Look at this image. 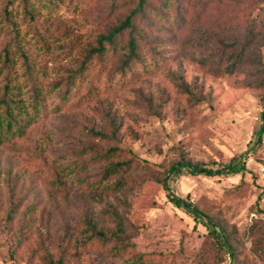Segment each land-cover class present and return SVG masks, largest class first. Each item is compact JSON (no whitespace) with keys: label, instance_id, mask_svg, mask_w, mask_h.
<instances>
[{"label":"rangeland","instance_id":"1","mask_svg":"<svg viewBox=\"0 0 264 264\" xmlns=\"http://www.w3.org/2000/svg\"><path fill=\"white\" fill-rule=\"evenodd\" d=\"M90 3L63 0L53 17L37 9L53 25L50 54L38 57L45 64L42 87L51 103L41 126L51 138V156L46 164L34 153L31 146L36 142L47 146L39 136H32L23 150L20 145L0 148V171H12L1 184V200L12 194L9 186L16 184L15 198L22 203L13 225L0 229V264H203L200 251L208 239L206 227L176 207L152 174L168 170L181 154L193 163L217 168L245 152L249 171L243 174L183 173L168 183L176 195L188 198L203 214L227 227L235 238L238 263L264 264V215L258 211L264 209L258 177L264 144L251 149L263 124L264 88L244 86L241 72L211 74L191 55L183 56L177 45H168L160 58L143 47V62L134 63L124 75H108L113 70L111 61L106 60L101 69L94 63L68 103L54 109L49 82L56 78L60 64L71 66L78 57L76 51L70 55L65 51L78 36L83 40L80 46H85L114 18L108 10L93 11ZM10 8L15 14L23 12L17 5ZM17 19L21 42L37 55L36 39L26 33L24 18ZM63 24L74 29L73 37L60 39L57 29ZM5 31L0 13V43ZM95 72L99 73L93 80L95 88L89 91ZM111 122L118 132L109 141H99L86 130L109 132ZM92 146L119 147L123 154L113 155L110 161L133 157L134 162L131 169L103 181L100 189L84 192L81 178L88 177L93 187L91 181L100 178L105 164L95 163ZM53 162L64 179L76 185L67 199L48 168ZM117 181L124 185L116 186ZM115 213L136 254L120 258L110 245L89 239L78 225L89 214L99 227L114 230Z\"/></svg>","mask_w":264,"mask_h":264},{"label":"trees","instance_id":"2","mask_svg":"<svg viewBox=\"0 0 264 264\" xmlns=\"http://www.w3.org/2000/svg\"><path fill=\"white\" fill-rule=\"evenodd\" d=\"M90 1L93 4L90 3L89 7L93 11L108 10L114 18L109 20L110 24L96 33L91 41H86L85 46H80L83 40L78 36L65 51L68 55L76 51L78 57L74 60L75 66L60 64L56 78L49 82L51 93L54 94L52 103H56L54 109H60L68 103L77 83L84 82L91 74L94 63H99L101 69L105 66L106 60L111 61L113 70L108 75L112 74V77L115 73L124 75L130 71L134 63L143 62L144 56L141 53L143 47H147L153 57L160 58L165 57L168 45L172 47L177 45L183 56L191 55L201 68L211 74L241 72L245 74L242 82L244 86L264 88V0ZM61 3L63 0H3L0 4V13L6 27V36L0 43V148L20 145L23 150V145L25 148L32 136H39L46 141L47 146H39L36 142L31 148L34 153L43 157L46 164L49 161L48 156H51L49 151L51 138L41 126L42 121L47 118L51 103L42 87L45 64H41L38 57L42 55L40 53L44 56L50 54L52 35H49L53 32H50L53 25L48 18L56 16ZM11 5H17L23 12L17 11V17L10 8ZM37 9L47 11L49 17L41 18ZM20 17L24 18L23 21L27 25L26 33L36 39L39 50L37 55L34 54V49L25 48L21 42L22 35L17 19ZM57 30L61 31L62 40L73 37L75 33L72 27L65 24ZM20 69L23 70L22 73H19ZM98 74L95 72L91 75L89 91L95 88L93 80ZM261 115L263 124L251 149L262 146L264 108ZM110 127L109 132L94 127L86 130L91 137L99 141H109L115 139L118 132L114 122H111ZM91 149L94 151L95 163L105 161V164L100 167V178L91 181L93 187H90L88 177L79 179L81 190L84 192L100 189L99 185L103 181L120 174L121 171L131 169L133 165V157L110 161L113 155L119 157L123 154V149L119 147H111L109 151L99 150L95 146ZM247 157L248 152H245L220 167L212 168L193 163L181 154L179 160L168 170L160 174L151 170L154 172L152 174L154 179L161 182L168 191L169 200L206 227L208 239L204 241L200 251L203 264H220L227 258H230L231 264H240L236 258L235 238L228 233L222 222L206 216L188 198L172 192L168 182L183 173L196 176L243 174L249 171ZM48 168L51 169L62 196L67 199V195L72 193L76 185L71 186L64 179L58 170L57 162H53ZM11 174L10 168L0 171V229L13 225L22 205L15 198L16 184L9 186L12 194L1 200V184L3 179L6 177L7 181ZM18 178L19 176H16V182ZM115 185H124V182L117 181ZM105 186H102V189H105ZM260 189V196H264L261 182ZM258 211L264 215V209L259 208ZM115 219L114 230L99 227L89 214L83 215L78 225L89 239H94L104 246L110 245L120 258L127 253L136 254L133 244L126 240L122 220L117 213ZM18 224H21V221Z\"/></svg>","mask_w":264,"mask_h":264},{"label":"built area","instance_id":"3","mask_svg":"<svg viewBox=\"0 0 264 264\" xmlns=\"http://www.w3.org/2000/svg\"><path fill=\"white\" fill-rule=\"evenodd\" d=\"M263 144H264V139H263ZM258 176H259V180L264 188V160L263 162L259 165V169H258Z\"/></svg>","mask_w":264,"mask_h":264}]
</instances>
